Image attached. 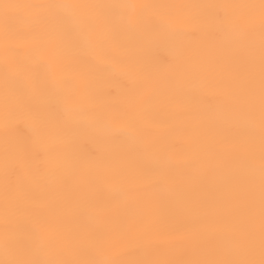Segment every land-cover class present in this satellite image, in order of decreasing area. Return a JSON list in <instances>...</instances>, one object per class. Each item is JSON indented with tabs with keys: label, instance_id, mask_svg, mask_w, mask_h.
<instances>
[{
	"label": "snow or ice",
	"instance_id": "1",
	"mask_svg": "<svg viewBox=\"0 0 264 264\" xmlns=\"http://www.w3.org/2000/svg\"><path fill=\"white\" fill-rule=\"evenodd\" d=\"M0 264H264V0H0Z\"/></svg>",
	"mask_w": 264,
	"mask_h": 264
}]
</instances>
